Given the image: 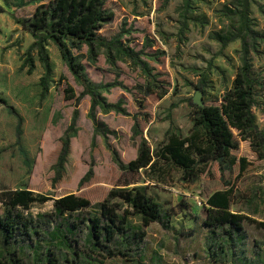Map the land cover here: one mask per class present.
<instances>
[{"label": "rangeland", "instance_id": "374dc122", "mask_svg": "<svg viewBox=\"0 0 264 264\" xmlns=\"http://www.w3.org/2000/svg\"><path fill=\"white\" fill-rule=\"evenodd\" d=\"M49 1L0 0L6 10L0 13V97L6 100L0 101V191L29 188L55 199L75 193L88 198L93 207L59 216L51 199L25 211L31 235L17 233L6 240L0 229V255L17 251L25 264L35 259L36 252L60 244L52 238L59 226L65 231L79 224L69 239L78 249L87 250L88 218L118 183L141 178L122 174L115 157L125 163L136 159L141 142L157 146L152 134L160 136L168 127L187 131L197 88H204L206 105L220 104L243 63V39L264 88V0H107L115 15L100 34L120 40L126 54L101 45L94 54L88 45L74 50L84 65V77L100 96L96 104L90 94L82 95L84 83L54 43L48 46L53 71L45 93V65L32 49L33 36L17 19L31 16L39 4ZM244 13L253 32L248 37ZM218 33L241 37L224 44ZM31 56L32 69L27 61ZM254 111L264 129V99ZM67 135L70 150L61 163ZM237 140L238 162L232 170L223 171L214 163L196 182H182L177 171L160 185L145 183L173 212V228L162 223L149 227L146 264H206L194 255L196 236L180 235L177 230L194 228L201 236L204 203L222 188H234L233 210L251 218L242 232L247 256L257 252L264 258V158L249 143ZM241 158L247 159L244 171ZM132 221L140 224L138 217ZM61 251L66 254V248ZM156 251L161 261L151 260Z\"/></svg>", "mask_w": 264, "mask_h": 264}, {"label": "trees", "instance_id": "16d2710c", "mask_svg": "<svg viewBox=\"0 0 264 264\" xmlns=\"http://www.w3.org/2000/svg\"><path fill=\"white\" fill-rule=\"evenodd\" d=\"M5 11L0 7V13ZM114 15L107 7V0H50L39 4L31 16L17 19L33 36L32 49L37 50L45 65L46 74L42 82L45 93L49 91V77L53 71L48 46L54 43L63 59L84 83L85 91L82 95L90 94L96 104L100 96L92 88V83L84 77V65L78 61L74 50L88 45L94 54L95 47L101 45L109 49L117 48L125 53L120 40H107L100 34L103 27L114 19ZM243 22V29L248 37L253 33L248 24V14H243ZM217 37L228 44L241 36L218 33ZM248 47L243 39V63L220 104L201 107L190 102L193 127L188 135L171 128L165 139L155 147L143 140L136 159L125 163L115 157L124 174H138L141 178L128 179L124 184L111 189L106 199L98 205L97 213L88 218L90 226L87 250L78 249L69 239L76 234L75 228L79 224L68 226L65 231L59 226L52 238L60 244L53 245L55 248L49 246L45 252H36V257L30 264H109L110 261L115 264H146L149 227L156 223L172 227L173 217V212L165 209L150 193V184H145L146 182H166L177 171L183 181L196 182L212 162H219L223 171L232 170L238 162L233 154V150L239 147L237 136L249 141L253 151L264 158V129L259 126L254 111L263 96V81L249 61ZM27 61L31 69L35 68L33 56ZM201 89L204 91L203 87ZM0 101L6 102L1 97ZM92 117L100 131V123L94 111ZM70 143L67 135L63 139L61 163L69 153ZM23 154L28 160L26 151ZM240 161L242 170L246 169L247 159L241 158ZM51 199L55 200L59 216L81 214L93 207L88 198L75 193L55 199L29 188L1 190L0 204L3 210L0 229L5 239H12L17 233L31 235L25 211L30 210L35 203H46ZM235 199L234 188L218 190L207 198L201 236H197L198 231L194 228L177 230L180 235L196 236L193 241L194 255L204 259L206 264L264 263V258L257 252H251L247 256L245 235L242 232L244 223L251 218L233 210ZM132 217H138L140 224H135ZM78 220L86 221L85 218ZM63 247L66 248L64 255L61 251ZM160 256L156 251L151 260L161 261ZM0 264L25 263L17 251L9 250L0 255Z\"/></svg>", "mask_w": 264, "mask_h": 264}, {"label": "crops", "instance_id": "0c3cea01", "mask_svg": "<svg viewBox=\"0 0 264 264\" xmlns=\"http://www.w3.org/2000/svg\"><path fill=\"white\" fill-rule=\"evenodd\" d=\"M263 97V98H262ZM262 97H260V99H259V102H260V100L261 99H264V94H263V96ZM191 112H189V114H190ZM257 115V114H256ZM191 122H192V120H191ZM258 124H259V126L261 127V128H263V126L260 124V122L258 121ZM193 127V122L190 124V127L187 129V131L186 130H184L183 129V131H182V133L184 134V135H188V133L190 132V130H191V128ZM169 130V127L164 131V132H162V134L160 135V136H157V134L155 133V134H152V138H153V140H154V142L156 143V144H158V143H160L161 141H163L164 140V138H165V136H166V133H167V131ZM237 137H239V136H237ZM240 138V137H239ZM243 142H246V143H249L250 144V142L249 141H244V140H242ZM154 143V144H155ZM152 145V144H151ZM250 146H251V144H250ZM152 147H153V145H152ZM252 148V147H251ZM236 150V149H235ZM235 150H233V154L236 156V154H235ZM137 154H138V152H137ZM218 164V166L221 168V166H220V164H219V162H212V163H210L209 164V166L207 167V169H206V171L204 172V173H206L208 170H209V168L213 165V164ZM245 170V169H244ZM243 170V171H244ZM204 173H202V174H204ZM122 174H123V171H122ZM142 174H143V172H142ZM173 178H174V176H173ZM181 181L182 182H185V183H190V182H186V181H183L182 179H181ZM122 184H124V183H118L117 185H122ZM155 184V183H154ZM160 185V183H157L156 185ZM132 185H134V184H132ZM224 189H227V188H222V189H220V190H224ZM216 191H218V190H216ZM216 191H214V192H216ZM213 192V193H214ZM212 193V194H213ZM212 194H210V195H212ZM209 195V196H210ZM234 206V205H233Z\"/></svg>", "mask_w": 264, "mask_h": 264}, {"label": "water", "instance_id": "95a60500", "mask_svg": "<svg viewBox=\"0 0 264 264\" xmlns=\"http://www.w3.org/2000/svg\"><path fill=\"white\" fill-rule=\"evenodd\" d=\"M203 90L202 89H200V88H197L196 89V93H195V95H194V97H193V103L194 104H196V105H198V106H201V107H203V106H205L206 104H205V101H204V99H203Z\"/></svg>", "mask_w": 264, "mask_h": 264}]
</instances>
